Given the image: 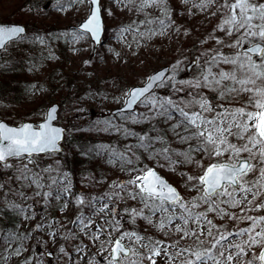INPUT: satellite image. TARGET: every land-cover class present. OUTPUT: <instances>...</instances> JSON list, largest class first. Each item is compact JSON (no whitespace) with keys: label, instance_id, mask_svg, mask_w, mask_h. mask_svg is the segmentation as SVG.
<instances>
[{"label":"rangeland","instance_id":"obj_1","mask_svg":"<svg viewBox=\"0 0 264 264\" xmlns=\"http://www.w3.org/2000/svg\"><path fill=\"white\" fill-rule=\"evenodd\" d=\"M222 2L223 0H216L214 4L202 8L199 7L201 0H186V2L168 0L171 22L166 20L169 27L164 33L151 38L137 37L136 41H133V34L130 32L126 33L122 40L117 39L115 30L121 25L130 24L133 20L144 19V13L138 14L135 10L130 12L123 4H117L116 0H100L105 24L104 42L93 47L89 38L73 43L70 35L74 30L70 25L76 24L88 13L87 3L59 0L60 6L64 9L60 10L57 0H0V22L22 23L26 30L25 39L21 43L10 45L7 51L0 52V83L8 79V76L4 78L1 69L11 54L20 52L18 56L24 55L23 57L26 58L21 74L11 82L12 85H8L9 89L0 86V120L3 119L11 124H19L25 120L37 123L45 118L49 104L56 102L59 105L58 117L53 123L65 127L61 151L35 156L33 158L35 163L29 165L32 173L37 174L36 178L44 187L37 188L30 179L27 181L15 179L19 174L15 168L4 169L3 165H0V219L3 218L2 211L12 213L13 219H17V225L12 233L14 239L6 240L5 237L9 235H0V264H25L26 260L36 264L37 259L41 264H89L90 260L94 264H102L108 252L101 249V241H107L109 232H112V240L118 237L119 233L113 232L109 225L104 223L109 219L106 214L93 215L92 209L87 205L83 207V215L92 217L106 229L100 234V239L96 241L92 239V233L96 231L94 226L85 230L86 235L80 230L78 222L70 223L81 214L80 206L75 203L77 197L83 198L86 202L91 201L93 197H103L102 201L97 200L93 204V209L102 207L103 203H109V211L115 207L120 213L116 219L120 220L122 230L137 231L145 237L140 243L146 242V238L150 236L153 242L162 241L159 247L172 245L168 247L169 254L174 258L171 264H181L184 257L177 256L176 253L181 248L195 246L193 238L180 239L181 234L176 233V223L181 222H174L163 232L139 217L135 224L130 223L131 210L144 208L139 199H130L127 192H122L120 195L123 199L113 196L109 201L108 196L104 194L119 192V189L111 187L113 182L128 181L137 173L129 174L122 171L118 162L109 163L108 152L92 157L82 155L78 143L88 136L91 138L88 140L89 143L109 146L110 150L115 149L117 153H125L133 161L139 157L135 167L155 168L176 186L184 201L190 202L192 197L197 195V191L190 190V184L186 186L187 176H182L181 173L200 175L195 163H183V157L173 155L172 160L175 163L170 164L162 157L149 159V154L144 149L126 151L128 146L138 143V135H144L154 125V119L132 123L130 113L153 115L149 108L137 104L132 111L123 115L112 114L111 110L122 104L124 93L130 86L142 83L151 72L166 64L169 65V71L164 77L166 84L154 89L157 96H168L173 100L181 101L191 99L189 93L196 95L197 98L203 95L209 99L213 107L219 104H223L224 107H240L242 102L247 101L248 97L244 95L239 97V102L232 100L231 103H227L216 99L219 90L213 91L207 87L190 88L178 83L176 87L182 90L173 94L172 83L168 81L169 76H175L176 81L197 78L201 75V70L216 63L211 58L217 53H223L228 57L235 55L237 49L227 47L235 42V35L229 37L225 31L217 27L221 23V12L224 11L222 9L218 11ZM109 10L112 16L108 15ZM146 11L150 13V18L160 16L159 9ZM214 12L216 15H213ZM140 30L143 32L145 26L141 25ZM37 35L44 37L43 44L33 43ZM246 46L247 44L244 45ZM86 60L89 61L87 65L84 63ZM221 69L230 71L231 66L220 63L212 67V71L217 74ZM208 115L212 116L215 113ZM105 120L119 125L120 130L110 128L108 131H103L104 125L100 122ZM125 129L130 133H136L137 136L129 135L125 138ZM166 133L157 128L152 137L158 134L164 135L168 143L162 145L157 142L153 146L157 148L168 146L176 151L187 149V144L177 143L176 137H170ZM235 142L233 140V143ZM75 155L86 159L85 163L77 164L78 170L73 166L72 159ZM195 158L202 161L204 167L208 166L209 161L203 159L202 154L196 153ZM9 163L20 166L27 163V160L13 159L9 160ZM49 166L50 171H42ZM127 167L131 168L133 165ZM32 173L28 175L31 176ZM64 173H67L66 179ZM256 174L250 173L248 179H252ZM52 178H57V183L50 189L48 185L52 184ZM65 187L68 188L67 193H63ZM128 190H132L131 186ZM49 191L52 195L46 203L43 193ZM57 191L62 193L60 200L55 198ZM37 192L41 195L37 196ZM248 199L251 200L252 197L249 196ZM66 201L68 207L61 210V206ZM260 202H264V198H261ZM222 207H225L229 213L234 212L238 217L257 215L256 211L248 210L253 205H249L247 201L235 209L226 205ZM144 212L147 214L148 209H144ZM152 219L158 223L160 213ZM208 219H212L217 228L227 229L229 232L247 227L249 223L227 217L220 219L214 213L209 214ZM38 224L42 226L39 229L36 228ZM47 225H51V228ZM204 231L205 234L200 239L204 242L202 246H208L207 226ZM53 232L55 235H50ZM70 232L73 235L65 239L64 237ZM213 232L215 234L216 229H213ZM176 241H179L178 245ZM122 242L129 245L127 238ZM77 246L83 251L77 253ZM18 247L22 249L19 256L14 254ZM61 247L65 249L64 253L59 251ZM104 247L110 248L107 243ZM136 247L140 252L148 255L147 250L141 248L139 244ZM47 252L51 255H43ZM155 259L157 264H169L168 258L163 254ZM143 264H150V261L144 260Z\"/></svg>","mask_w":264,"mask_h":264},{"label":"snow or ice","instance_id":"obj_2","mask_svg":"<svg viewBox=\"0 0 264 264\" xmlns=\"http://www.w3.org/2000/svg\"><path fill=\"white\" fill-rule=\"evenodd\" d=\"M73 3H87L89 7L86 18L71 31L73 43H79L90 36L92 41L101 42L104 31L102 6L100 0H72ZM186 2V0H185ZM216 0H201L199 7H206L214 4ZM117 4H123L131 12L135 10L138 14L144 13V19L133 20L130 24L119 26L115 30L117 39L122 40L126 33L133 34V41L137 37L144 38L163 34L171 22L168 0H116ZM57 6L64 10L57 0ZM147 9H159L160 16L150 18ZM221 12V23L217 26L219 30L225 31L229 37L235 35V42L227 45L230 48H236L234 56H224L223 53H217L211 59L216 63L207 69L201 70V75L193 80L176 81L175 76H169L168 81L172 83L173 94L181 89L176 87L177 83L190 88L199 89L201 87L210 88L213 91L219 90L216 98L220 101L231 103L232 100L239 102V97L246 95L247 101L241 103L240 107H224L219 104L213 107L209 99L203 95L197 98L196 95L189 93L191 99L176 101L171 97H160L155 94L154 89L164 86L162 73H156L149 76L143 86L134 87L124 93L125 110H131L133 105L139 104L148 107L153 115L145 116L143 113H130L132 123H139L142 120H153L162 118L164 123L174 121L166 130L176 137L179 144H187L184 151H176L168 146L153 150V145L159 142L167 145L164 135L158 134L151 137L147 133L138 135L124 130L125 138L127 136H137L138 143L128 146L126 151L135 149H144L149 154V159L162 157L174 164L172 156L183 157V163H195L200 170V175L187 176L186 186L190 184V190L197 191V195L192 197L190 202H186L176 191L153 169L145 166L138 168L134 165L139 162V157L133 161L125 153H117L115 149H109L106 145H94L91 147L78 146L82 155L100 156L108 152L109 163L118 162L122 171L127 173L135 172L132 179L128 181L113 182V189H119V192L113 191L112 194L105 193L111 201L113 196L123 199L120 195L127 192L130 199H139L144 208L132 209L130 213V223L135 224L137 217L143 219L149 225L164 231L170 228L176 221L175 231L181 234L180 239L193 238L195 246L181 248L176 255L183 256L181 264H264V0H223L219 5ZM112 16L111 10L108 12ZM213 15H216L214 12ZM144 25L142 32L140 26ZM156 25V27H152ZM25 28L12 24H0V50L7 51L10 45L19 44L24 39ZM69 35V33H65ZM45 42L44 37L37 35L33 43ZM221 43V41H217ZM248 47L244 49V45ZM241 49H244L241 51ZM222 57V59H218ZM87 65L89 61H84ZM223 63L231 66L230 71L221 69L219 73H214L212 67ZM175 67V66H173ZM228 82V83H225ZM35 87V86H33ZM220 109V110H217ZM215 115L209 116V113ZM57 119L55 107H50L45 112V119L38 125L33 123H21L18 126H9L0 122V165L4 169L15 168L18 175L17 180H31L37 188L44 187L40 180L36 178L37 174L32 173L29 165L34 164V157L40 154L58 153L61 151L60 141L64 138L65 129L53 125ZM103 131L110 128L120 130V126L113 124L110 120L103 122ZM101 130V129H98ZM156 132L155 125L149 130ZM233 140L236 142L233 143ZM200 153L203 159L209 161L208 166L204 167L202 161L196 160L195 154ZM27 160V163L17 166L10 164L9 160ZM128 165L133 167L128 168ZM51 167L43 169L48 172ZM174 170V169H171ZM32 173L31 176L28 174ZM250 173H257L252 179H248ZM65 179L67 173L63 174ZM12 179V177H9ZM57 183V178H52V185ZM129 186L132 190L129 191ZM68 188L63 189L67 193ZM41 195L40 192L36 193ZM52 195L51 191L44 192L43 197L47 203ZM252 199L249 200L248 197ZM55 198H62L61 191H57ZM97 200H103V197H93L91 201H85L77 197L76 205L80 206L81 214L77 215L75 220L70 223L77 224L82 232L89 229L90 226L96 227L92 233L93 241L100 239V234L106 231L102 226H97L92 217L83 215V207L87 205L93 211V215L106 214L109 219L104 223L109 225L113 232H118L119 236L113 241L112 232H109L107 241H101V249L108 252L102 264H143L144 260L150 261V264H157L156 257L162 254L168 258L169 264L174 258L169 254L168 247H159L162 241L153 242L152 237L145 240L137 231L122 230L120 220L116 219L120 213L115 207L109 211L110 204L103 203L100 208L93 209L92 206ZM253 205L249 211H256L257 215H246L242 217L229 213L225 207L238 208L245 204ZM255 202V203H254ZM68 207L66 201L61 210ZM144 209H148L145 214ZM198 210V211H194ZM23 211V209H21ZM127 211V210H126ZM160 213L159 222H154L152 217ZM215 214L216 217L224 219L247 221L248 226L239 228L235 232H229L227 229H219L212 219H208L209 214ZM29 218L30 217H26ZM195 225V227H193ZM207 226L208 246H202L204 242L200 239L205 234ZM41 225H37L39 229ZM51 228V225H47ZM213 229H216L214 234ZM55 235V233H50ZM73 235L71 232L64 238L68 239ZM246 237V238H245ZM15 237L10 233L5 239ZM129 240V245L122 243L124 239ZM107 243L110 248H105ZM137 244L147 250L148 255L137 249ZM179 244V241H176ZM22 249H15V255L19 256ZM61 253L65 249H59ZM77 253L83 251L77 246ZM44 253L43 255H47ZM67 255V253H65ZM186 254V255H185ZM71 259V258H70ZM83 259V257H81ZM25 264H31L26 260ZM36 264H41L37 259ZM89 264H94L89 261Z\"/></svg>","mask_w":264,"mask_h":264},{"label":"trees","instance_id":"obj_3","mask_svg":"<svg viewBox=\"0 0 264 264\" xmlns=\"http://www.w3.org/2000/svg\"><path fill=\"white\" fill-rule=\"evenodd\" d=\"M20 54V52H15L14 54H11L10 57L7 60V63L4 65V67L1 69V72H3L2 75H4V78L8 76V79H5L4 82L1 81L0 86L1 87H5L7 89H9L8 85H12V81L15 80V78L18 76V74H21L22 70H23V63L26 62V58L23 57L24 55L18 56ZM21 78V76H20ZM20 80L18 81L19 85H20ZM16 83V84H18ZM16 94V93H15ZM171 123H173L172 121H169L168 123H164L162 118H156L154 119V125L157 128H159V130L162 129V131L167 132L166 130L170 127ZM148 129V128H146ZM151 129V128H150ZM149 129V130H150ZM147 132V134H149V136H153L155 134V132H151L149 131ZM166 134H168L170 137H173L171 133L167 132ZM82 137V136H80ZM79 137V138H80ZM91 140L90 137L85 136L79 143L78 146H83V147H91L94 146L95 144L93 143H89ZM178 148V147H176ZM157 149V146H153V150ZM182 150V149H181ZM78 155V153H77ZM89 157H92V155H89ZM82 157H78V156H74V159H72L73 166L74 168H76V170H78V163H85L86 159H81ZM91 162V160L89 161ZM87 161V163H89ZM83 173V172H82ZM3 218L0 219V235H9L10 233L12 234L14 232V228L17 225V219H13V214L9 213V212H5L2 211L1 212Z\"/></svg>","mask_w":264,"mask_h":264},{"label":"water","instance_id":"obj_4","mask_svg":"<svg viewBox=\"0 0 264 264\" xmlns=\"http://www.w3.org/2000/svg\"><path fill=\"white\" fill-rule=\"evenodd\" d=\"M86 18V17H85ZM84 18V19H85ZM84 19H82L77 25H75L74 27H76V26H78ZM0 24H8V25H12V24H16V25H20V26H22V27H24L25 28V26L22 24V23H16V22H0ZM104 25V24H103ZM102 35H103V33H102ZM90 37V36H89ZM92 41V40H91ZM93 42V45L94 46H97L98 44H101L102 42H103V39H101V42L100 43H97V42H95V41H92ZM248 46H246V47H244V49H246ZM243 49V50H244ZM168 71H169V65H163L162 67H160V68H157V69H155L153 72H151L150 74H149V76H151V75H155L156 73H162L163 74V77H165V75L168 73ZM148 76V77H149ZM147 77V78H148ZM140 86H143V83H141V84H137V85H133V86H131L129 89H131V88H134V87H140ZM134 106L135 105H133V108H134ZM50 107H55V109H56V114H57V108H58V105H57V103H52L51 105H49L48 106V108H47V110L50 108ZM125 108V105H124V102L120 105V106H118V107H115V108H113L112 109V113H116V112H121L120 110L121 109H124ZM132 108V109H133ZM131 109V110H132ZM125 111H127V110H125ZM45 119V118H44ZM44 119L43 120H41V121H38L37 123H34V122H32V121H23L22 123H33V124H35V125H38L39 123H41V122H43L44 121ZM0 122H3V123H6L7 125H9V126H18V125H13V124H9V123H7L6 121H4V120H0ZM53 123V122H52ZM53 125L54 126H56V127H61V128H63L64 129V127L63 126H61V125H59V124H56V123H53ZM62 141V140H61ZM61 141H60V144H61ZM154 169V168H153ZM157 173H158V171L156 170V169H154ZM159 174V173H158ZM159 176L160 177H162L169 185H171L172 187H174L175 188V186L172 184V183H170L166 178H164L162 175H160L159 174ZM176 189V188H175ZM176 191H177V189H176ZM178 192V191H177ZM179 193V192H178ZM96 225L97 226H99L97 223H96ZM117 238V237H116ZM115 238V239H116ZM114 239V240H115Z\"/></svg>","mask_w":264,"mask_h":264}]
</instances>
